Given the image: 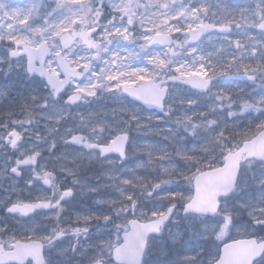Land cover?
<instances>
[{
  "label": "clouds",
  "instance_id": "clouds-1",
  "mask_svg": "<svg viewBox=\"0 0 264 264\" xmlns=\"http://www.w3.org/2000/svg\"><path fill=\"white\" fill-rule=\"evenodd\" d=\"M22 2L36 4L35 26L50 35L59 22L72 40L49 39L41 58L0 31V264H221L205 255L217 247L224 264H256L264 0H202L195 16L180 0ZM165 15L182 18L165 25ZM187 24L205 25L196 45L182 31L145 38ZM201 67L207 75L182 74ZM132 69L149 79L126 88ZM230 79L245 84L219 83ZM145 87L151 99L132 94Z\"/></svg>",
  "mask_w": 264,
  "mask_h": 264
},
{
  "label": "snow or ice",
  "instance_id": "snow-or-ice-1",
  "mask_svg": "<svg viewBox=\"0 0 264 264\" xmlns=\"http://www.w3.org/2000/svg\"><path fill=\"white\" fill-rule=\"evenodd\" d=\"M185 6L188 10L195 16L198 15L200 11H202L205 7L202 0H180V5L178 8L179 12H183L185 10ZM167 5L164 6L162 11H166ZM38 13V8L35 3L32 4V6L29 8L25 6L21 0L20 3L14 2V0H0V31H3L5 27H10V30L12 31V36L10 39L14 42L16 46H34V50L39 53V56L42 58L48 51V40L52 39L57 44H59L62 40L65 41L67 44L71 43L72 37H64V33L67 32L69 29L65 26H63L61 23L57 22L55 24H52V28L54 31L51 32V34H47L43 29L37 27L34 25L32 17L34 14ZM182 17L179 15H173L171 19L168 18L167 15L163 17V23L165 25H172L174 23L178 24L179 19ZM53 17H49L48 23H51ZM225 25H222L224 27ZM205 25L203 24H187L185 27H175L169 28V31L165 32H157L155 36L145 37L150 42L157 39V37L166 38L171 31L176 32H184V33H193V35L190 38V42L194 45L198 44L199 42V32L197 29L203 28ZM81 38H84L86 34L81 33ZM33 36H35V40H33ZM234 43H238L237 41H234ZM27 51V49H25ZM16 51L12 52V55H16ZM33 56L31 51H28V63L29 67L31 68ZM157 63H163L162 60L157 58ZM242 68L246 67L245 65H241ZM175 71L180 72V67H177ZM143 69H132L129 75L134 77V79L129 80H121L120 83L126 88H131L133 85L136 84L137 81H147L149 78L147 75L142 74ZM184 76H200L201 74L207 75L206 70L201 67L197 71L188 70L186 72L182 73ZM223 72H218V75H222ZM120 75H124V73H118L114 75H109L107 77L110 81H116L119 79ZM49 82L52 84L54 88L57 87V83L54 82L51 78H49ZM62 86V84H61ZM79 91L81 92H87V94L92 95V92L88 90V88H80ZM142 92V94H141ZM133 95H138L141 99H151L153 96V89L149 87L143 88L140 92H133ZM8 135L10 136H16L17 139H19V136L17 135L16 129L13 127L9 130ZM218 171H223V169H219ZM201 190L199 186L197 187V194L195 197H193V200H198L201 198ZM191 206V205H190ZM161 217L166 215V212L159 213ZM261 231H264V229H261ZM244 242H238V244H243ZM230 247L226 245V248ZM210 254L214 259L220 260L221 264H224L223 258L219 255V250L217 247V250L215 252H212L210 249ZM233 264H242V261H234ZM256 264H264V256H262Z\"/></svg>",
  "mask_w": 264,
  "mask_h": 264
},
{
  "label": "rangeland",
  "instance_id": "rangeland-1",
  "mask_svg": "<svg viewBox=\"0 0 264 264\" xmlns=\"http://www.w3.org/2000/svg\"><path fill=\"white\" fill-rule=\"evenodd\" d=\"M14 2H16V3H20L21 0H14ZM177 34H178V33H176V35H177ZM219 83H226V84H229V85H231V84H235V85H237V86H243V85L245 84L244 81L235 80V79H230V80H227V81H220ZM186 95H192V93L189 92V93H186ZM141 111H142L143 113H145L146 115H152V114H149V113H147V112H145V111H143V110H141ZM155 115H156V114H155ZM160 126H163V123H161ZM151 139L158 140L159 138L153 137V138H151ZM161 142H163V141H161ZM130 162H131V161H130ZM130 162H129V163H130ZM172 190H175V189H172ZM101 195H103V193H101ZM87 204L90 205L92 208H95V209H97V210H102V208H101L100 206H94V205L91 204L90 201H88ZM80 205H81V203H77L76 201H73L71 207H73L74 209L78 210V207H79ZM171 254H172V253L170 252V255H171ZM209 254H210V251L207 250L206 253H205V255H209Z\"/></svg>",
  "mask_w": 264,
  "mask_h": 264
},
{
  "label": "bare ground",
  "instance_id": "bare-ground-1",
  "mask_svg": "<svg viewBox=\"0 0 264 264\" xmlns=\"http://www.w3.org/2000/svg\"><path fill=\"white\" fill-rule=\"evenodd\" d=\"M93 211H96L97 209H95V208H92L90 205H88ZM80 208H81V205L78 207V210H80Z\"/></svg>",
  "mask_w": 264,
  "mask_h": 264
},
{
  "label": "flooded vegetation",
  "instance_id": "flooded-vegetation-1",
  "mask_svg": "<svg viewBox=\"0 0 264 264\" xmlns=\"http://www.w3.org/2000/svg\"><path fill=\"white\" fill-rule=\"evenodd\" d=\"M34 82L35 83H38L39 81H38V78H34Z\"/></svg>",
  "mask_w": 264,
  "mask_h": 264
},
{
  "label": "water",
  "instance_id": "water-1",
  "mask_svg": "<svg viewBox=\"0 0 264 264\" xmlns=\"http://www.w3.org/2000/svg\"><path fill=\"white\" fill-rule=\"evenodd\" d=\"M138 102V101H137ZM140 103V102H139ZM149 109V108H148Z\"/></svg>",
  "mask_w": 264,
  "mask_h": 264
}]
</instances>
